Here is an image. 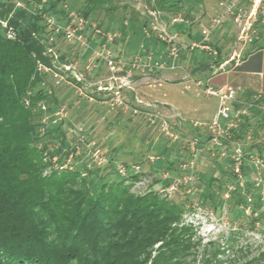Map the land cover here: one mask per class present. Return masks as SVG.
Here are the masks:
<instances>
[{"label": "trees", "instance_id": "trees-1", "mask_svg": "<svg viewBox=\"0 0 264 264\" xmlns=\"http://www.w3.org/2000/svg\"><path fill=\"white\" fill-rule=\"evenodd\" d=\"M66 1L52 0L46 9L61 13ZM79 1L76 11L81 16L95 21L104 30L121 32L119 42H116L120 48V42L126 41L134 52L143 54L158 46L163 49V43L156 37H144L142 28L147 25L144 16L134 11L119 17L116 4L120 0ZM180 2L183 0H154V6L165 15L170 14L165 17L169 19L181 10ZM9 13L12 14L8 24L15 37L8 38L0 26V264H181L180 259H185L191 248V236H187L191 229L182 225L181 220L190 199L188 195L175 194L168 198L153 187L141 194H133L127 181H135L137 174L116 178L118 174L113 167L87 168L86 161L78 158L73 170L52 167L50 158L57 156L58 162L62 163L70 151L62 120L47 127L40 135L41 112L33 107L37 100H44L47 104H56L57 101L54 93L48 95L41 88V76L36 69L38 61L50 65V57L44 52L52 44L44 35V25L38 14L14 9L7 0H0V18ZM100 13H104L111 25L103 27V21H97ZM181 26L179 23L174 28L181 32ZM65 56L62 53L56 61L61 63ZM71 79L79 84L76 78ZM29 90L33 94V103L26 107L22 100ZM251 97L252 94L246 95L247 100ZM255 101L258 99L250 104L233 103L234 108L245 107L250 114H242L230 138L223 140L224 148L217 147V151L223 148L224 155L228 154L225 157L228 161L225 166L227 177L221 174L224 168L217 165L207 177L203 173L194 187V194L201 203L214 211L227 208L231 219L238 221L239 227L249 230L254 229L255 223L264 225V211L259 210L257 217H244L246 195L252 196L251 205L255 204L258 209L264 199L260 201L261 196L256 190L234 185L231 146L239 139L248 144L245 139L252 117L260 111ZM48 111L52 108L49 107ZM195 132L199 147L208 146L209 135ZM254 132L250 145L242 146L243 176L253 167L251 156L257 155L264 162L256 129ZM167 151L168 148L162 151L166 154L164 163L159 155L153 157L158 163L156 169L168 170L171 174L162 188L167 186L170 177L184 173L178 167L179 156ZM110 152L112 158L120 160L116 155L118 148ZM146 152L141 157L151 163L149 153L153 151ZM47 168L50 171L44 173ZM229 182L234 185L233 189L228 188ZM224 193H228L226 198H223ZM210 261L207 258L205 264Z\"/></svg>", "mask_w": 264, "mask_h": 264}, {"label": "rangeland", "instance_id": "rangeland-1", "mask_svg": "<svg viewBox=\"0 0 264 264\" xmlns=\"http://www.w3.org/2000/svg\"><path fill=\"white\" fill-rule=\"evenodd\" d=\"M220 1L222 0H183V2H180L181 10L177 14L188 20L187 24L192 27L193 35L198 36V33L200 34L198 38L201 37L202 39L201 30L210 29L207 41L205 42L209 46V49H207L209 51L208 53L212 55L213 50H215L212 42L216 40V30L218 27L224 25L225 21L228 22V26H225L224 36L221 39L226 49H232L231 53L237 50L241 45L251 44L256 38L264 37V0H228V3H233L235 5L231 9L234 15L237 13L236 8L242 9L240 25L233 22V14L226 12L225 8L227 2L220 6ZM146 3L147 0H120L116 4L118 6V15L119 17L122 15L128 16L131 12L135 11L143 16L144 13L142 12ZM65 5L70 9L77 10L80 6V1L67 0ZM219 11L224 13V17L216 27H211L212 19L217 18ZM251 13H253V15H250ZM103 15L104 13H100L96 18L97 21L102 20L103 27L109 24L111 25V22ZM168 16H170V14H164V17L167 18ZM248 21L251 22L249 30L247 26L244 27L245 23ZM242 29L245 30L243 34L241 33ZM182 39L190 40L189 37H184V35H182ZM249 39H251V41H249ZM125 42H120L122 48L117 50L116 53L118 54L119 52V56L122 60L127 62L137 52L131 49L132 46L130 43L125 44ZM195 42H198L197 38ZM56 45L61 52L77 61V68L87 81L91 83H103L106 81V78L109 77L110 73L101 63H96V67L90 66L89 69H85V66L88 65V54H82L80 47L76 45L67 46L62 42H57ZM185 46L186 48H182L179 51L175 59L174 68L167 69L165 66L166 68L164 67V69L159 70L160 72L158 73L148 71L140 66L129 70V75L127 77H121L122 80L124 79L123 82H129L128 80L131 79L130 84L134 86L135 90L133 89L130 91H133L143 102L151 104L149 108L150 112L158 114V120L151 124L144 114H132L130 107L132 106L131 100H133V98H128L129 91H123L126 95L123 100L125 102L127 100L128 108L120 109L116 108L114 105V108L110 109L112 100L103 101L102 103L95 102L94 100L89 101L85 99L84 96L77 95L73 87L65 82H61L55 87L54 94L57 99L55 106L60 109L62 108L64 117L61 126L62 130L65 132L66 143L70 146L69 148L81 143L83 149L82 151L80 150V154L77 156L79 161L85 162V160L88 159L87 152L93 146H99L103 152L109 155H112L110 152L111 146H119L120 148L117 152L119 155H116L121 161L140 165V172L137 174L138 178L132 182L127 181V183L131 184L130 190L133 194H141L150 187L154 189L158 188V191H160L171 174H169L170 172L168 173V170L156 169L157 165L155 164L158 163H155V159L153 161V157L159 155L160 161L164 163L166 154L162 153V151L168 148V154L179 156L180 161L184 160L189 155L190 140L193 137H197L195 136L196 132L189 124H191V122H207L216 112L218 99L204 92V88L206 87L204 83L206 82V75H209L208 73L191 74L195 78H201L203 84H197V86L194 85L191 78L192 76L188 75V73L174 75L173 77L165 74L166 71L175 70L177 64L181 65L183 61L186 63L185 66L195 65L196 60L194 59L197 53L199 54L202 49L195 48L191 50L189 49V45ZM159 53L157 52L154 54L157 60H166L165 55L161 54V52ZM186 53H191V55L185 61V57H183L182 54ZM140 55L142 58L144 57L143 53H140ZM206 55V52L202 53V60L200 63L208 61ZM228 55L227 53L224 54L225 58L229 60L232 54ZM208 63H211V61H208ZM125 74L127 73L125 72ZM117 75L123 74L118 73ZM180 79V82H175ZM161 81L168 83L157 86ZM117 82L120 83L119 80H117ZM123 92L120 94L123 95ZM104 94L105 93L101 92L94 93L95 98L98 100L106 99ZM123 97L124 96H122V98ZM263 97L264 96L260 97L255 95L252 96L250 100H247L246 97H240L243 101L242 103L247 102L249 104L258 99L254 104L260 111L252 117L249 133H247L245 139L248 144L243 143V140H238L241 147L245 145L249 146L250 140H252L251 138L256 134V132H254V129H256L258 133L257 137L259 136V138H257L258 144L261 143L259 146H262V153H264V99H261ZM160 99H164L171 106L162 103ZM243 109H245V113L250 114L248 109L245 107ZM163 119L166 121V124L173 127V131L178 136L176 139L170 138L160 131V123ZM260 125L262 127L261 130ZM196 130L199 131L200 134H203V136L207 135V129L204 126ZM206 145L208 146H204L197 153V160L193 170L194 178L190 181L188 186L182 185V187H180L179 194H177L178 192L175 193L176 196L188 195L190 197L189 201L186 202L181 220L182 225L187 229H191L189 232L190 235H187L191 236L189 240L191 248L189 255L185 259H180V262L181 264H205L206 259L209 258L211 260L209 264H247L251 261H253L251 264H264V225L262 222L255 223L254 229L252 230L244 226L239 227V222L231 219L230 215L227 213V208L214 211V209L207 204L201 203L198 199V195L194 194V187L198 183L201 175L203 173L206 174V177L210 175L214 166L221 165V167L224 168L225 171L221 173L224 178L227 177L228 174L226 173L225 167L228 164L227 159H225L228 154L224 156L217 155L224 150V146L217 151V147L212 146V144ZM146 150L153 151V153H149V161H151V163L144 161L143 157H141ZM141 159L142 162H140ZM157 161L159 162V160ZM49 171L50 168H47L44 173H48ZM260 171L261 174H257L253 166L241 179L242 184L240 185L234 180V185L236 184L241 188L247 187L250 188L251 191L256 190V192H259L255 183L259 181L260 178L264 181V174L262 170ZM217 173L216 171L215 174L217 175ZM116 176V178H121L119 175ZM154 181H156L155 184H153ZM246 184H248V186H246ZM234 185L230 182L227 184V186L231 187ZM223 198L226 197L223 195ZM263 199L260 201L262 202ZM252 207L256 213V215L252 217H257L260 213L259 210L264 211V203H262L261 209H258L255 204ZM243 214L245 215L244 217L251 216V214L247 215L245 211ZM217 250H219V252ZM217 252L219 254H217ZM261 254H263L262 257H260ZM214 256L215 258L212 260Z\"/></svg>", "mask_w": 264, "mask_h": 264}, {"label": "built area", "instance_id": "built-area-1", "mask_svg": "<svg viewBox=\"0 0 264 264\" xmlns=\"http://www.w3.org/2000/svg\"><path fill=\"white\" fill-rule=\"evenodd\" d=\"M13 5L14 9H24L31 13H36L41 17L44 25V35L51 45L48 50L44 52V55L50 57V65H46L40 61L37 62V72L41 76L40 86L48 95L53 94L55 87L61 82H65L73 87L77 95H82L85 99L89 101H95L102 103L103 101L112 100L110 104V109L116 108L125 109L128 108L127 102L122 98V88L128 87L132 89L128 82H123L121 77H127L129 75V70L132 68L142 67L148 71H155L167 68H174L175 59L177 58L179 51L182 48H186L181 43H179V32L174 28L176 24L188 23L187 20L182 18L180 15H175L165 19L164 13L154 6V0H147L145 8L142 13L147 20V25L142 28V33L145 38H150L152 36L156 37L161 43H163V49L161 54H164L166 60H155L154 53L148 52L144 54L142 58L140 53L137 52L132 56L129 61H123L122 58L117 54V50L121 49L117 46V41L121 37V32L119 30H104L95 21H90L87 18L81 16L76 10L70 9L67 5H63V12L53 13L46 8L49 6V2L52 0H7ZM259 1V0H258ZM227 2V3H226ZM226 3V12L230 14L232 12V7L235 5L233 3H228V0L220 1L219 5H224ZM228 4V5H227ZM256 6V4H255ZM237 13L233 17V22L240 25V17L242 15V9L236 8ZM12 13H9L5 18H0V26L5 29L6 36L10 39L15 37V33L11 26L8 24V19ZM250 15H253L251 13ZM224 13L219 11L216 19H212L211 27H216L222 18ZM127 20L124 24L127 25ZM247 26L249 30L251 27V22L245 23L244 27ZM210 29L201 30L202 39L201 42H193L189 45V49L193 50L200 46L209 49L207 44V36ZM245 32L242 29L241 33ZM251 41V39H249ZM62 42L67 46L76 45L81 48L82 54L87 53L88 65L85 69H89L90 66L94 67L96 63H101L105 66L106 70L110 73L109 77L103 83H91L87 81L81 72L78 70L76 65V60L70 58L66 55L61 63L56 61L60 58L63 52L59 50L56 43ZM238 56V55H237ZM142 58V59H141ZM235 56L229 60H234ZM72 59V60H71ZM144 60V62H143ZM96 67V66H95ZM165 67V68H166ZM72 71L75 74H72ZM124 72V73H123ZM125 72L127 74H125ZM122 73L123 75H117ZM72 77L76 78L79 82L74 83ZM120 81V83L117 82ZM105 93L104 97L106 99H96L94 93ZM205 94L215 96L218 99L217 109L215 114L207 122H191L189 126L196 131V129L204 126L207 129V134L210 137L209 144L215 147H222L223 140L228 139L231 136V131L236 129L240 123V116L245 114V109L233 108L234 102H243L237 99V89L232 86H222L219 88H212L210 86L206 87L204 90ZM32 91L29 90L23 96V104L26 107H31ZM109 96V98H108ZM261 97V96H260ZM33 107L41 112L39 120V134L43 135L50 125L57 124L63 119L62 108H57L54 102L47 104L44 100H37L34 102ZM52 108V111L48 109ZM151 104L143 102L137 95H133V105L130 107L133 115L144 114L147 117L148 122L154 123L158 120L156 113L150 112L149 108ZM180 123V121H179ZM160 131L170 138L176 139L178 136L173 131V127L166 124L163 119L160 123ZM81 141V140H80ZM199 140L197 137H193L190 140L189 155L184 160L178 161V167L184 173L180 176H174L169 178V182L165 188H162L159 192L168 198H172L175 193L179 192L182 185H187L194 178L193 170L195 168V163L197 160V153L201 150L199 147ZM83 146L81 143L74 145L70 148V151L64 162L60 163L57 160V156L51 159L52 167L58 170H73L76 163L75 159L78 158L80 150L82 151ZM78 155V156H77ZM224 155V151L221 152ZM88 159L86 161V167L90 168L92 166L105 168L113 167L117 174L123 178H128L130 175L138 174L140 172V165L133 163H125L121 160H116L112 158L106 152H103L99 146H93L87 152ZM79 159V158H78ZM231 159L232 165L231 170L235 176V180L238 184H242L243 174L241 171V161H242V147L238 141H234L231 146ZM251 163L254 166L257 174H261L262 169H264V162L257 155L250 157ZM260 171V172H259ZM167 176V173H166ZM258 187L261 199L264 195V181L260 180L255 183ZM229 189H233L234 186H228ZM228 196V193L224 195ZM247 204L245 206V213L247 215H256L254 208L251 205L253 201L251 195H247Z\"/></svg>", "mask_w": 264, "mask_h": 264}, {"label": "crops", "instance_id": "crops-1", "mask_svg": "<svg viewBox=\"0 0 264 264\" xmlns=\"http://www.w3.org/2000/svg\"><path fill=\"white\" fill-rule=\"evenodd\" d=\"M186 20V19H185ZM188 21V20H187ZM225 26H228V22L225 21L224 25L221 27H218L215 33L216 40L212 42L213 47L215 50H213L212 56L211 53H208L209 51L204 48L203 46L198 47L199 49H202L199 54L197 53V56L195 57V65L193 66H185L186 63H183L180 65L177 64L175 70L173 71H166L165 74L167 76L173 77L174 75L182 74V73H188V75L192 76V81L195 86L197 84H203L200 77H193L191 74L195 73H202V74H209L206 75V82L204 85L206 87L210 86L212 88H219L222 86H232L237 89V99L242 100L240 97H246L248 94H252V96L258 95V96H264V37L263 38H256L254 42L247 45H241L238 47L237 50L232 51V49H226L225 44L222 41V37L224 36ZM180 35H179V43H181L183 46L190 45L191 43L196 41L200 42L201 37L198 38L200 35L198 33V36L193 35L192 27L188 26L186 23H182V26L180 27ZM182 35L184 37H189L190 40L182 39ZM185 44V45H184ZM208 46V45H207ZM209 47V46H208ZM154 54L162 52V48L159 46L156 47L154 51H152ZM206 52L208 61H211V63L205 62L200 63L202 60V53ZM229 54L235 56L234 60H228L225 58L224 54ZM160 54V53H159ZM181 54V53H180ZM183 57H185V61L187 58L190 57L191 53L189 54H182ZM228 55V56H229ZM238 55V56H237ZM155 60L157 59L154 55ZM213 57V58H212ZM210 58V60H209ZM212 58V59H211ZM169 69V68H167ZM154 72H160L159 70H155ZM186 75V74H185ZM172 79V78H171ZM130 80L128 81V85L132 88L123 87L122 92L125 90L126 92L129 91V99L134 95L133 91L135 90L134 86L130 84ZM180 80H176L175 82H180ZM161 81L157 86L167 84L168 82ZM205 87V88H206ZM204 88V90H205ZM156 89V88H155ZM124 93V92H123ZM154 94V89H153ZM123 99L125 98V93L123 94ZM212 96V95H210ZM131 98V99H132ZM126 100V99H125ZM162 103L170 105L168 102H166L164 99H160ZM127 102V100H126ZM131 104L133 105V100H131ZM171 106V105H170ZM119 123V122H118ZM113 148H118L119 146H114L110 148L112 150Z\"/></svg>", "mask_w": 264, "mask_h": 264}, {"label": "water", "instance_id": "water-1", "mask_svg": "<svg viewBox=\"0 0 264 264\" xmlns=\"http://www.w3.org/2000/svg\"><path fill=\"white\" fill-rule=\"evenodd\" d=\"M72 74H75V73L72 71Z\"/></svg>", "mask_w": 264, "mask_h": 264}]
</instances>
